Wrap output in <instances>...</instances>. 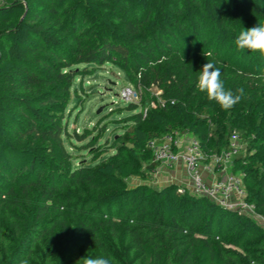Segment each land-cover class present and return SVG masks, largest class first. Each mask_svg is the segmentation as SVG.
Segmentation results:
<instances>
[{"label":"trees","instance_id":"obj_1","mask_svg":"<svg viewBox=\"0 0 264 264\" xmlns=\"http://www.w3.org/2000/svg\"><path fill=\"white\" fill-rule=\"evenodd\" d=\"M2 1L0 264H83L102 255L114 264H264V229L247 215L175 185L126 183L156 170L147 143L166 134L189 133L207 156L228 148L232 125L212 131L215 100L196 84L206 63L232 51L264 77V56L234 43L243 28L264 24V0ZM107 62L144 93L129 103L113 152L72 167L64 109L76 77L91 71L72 67ZM153 86L162 104L138 110ZM251 96L240 114L249 117L246 146L230 169L264 217V92Z\"/></svg>","mask_w":264,"mask_h":264},{"label":"rangeland","instance_id":"obj_2","mask_svg":"<svg viewBox=\"0 0 264 264\" xmlns=\"http://www.w3.org/2000/svg\"><path fill=\"white\" fill-rule=\"evenodd\" d=\"M25 13V5L22 3L17 9V17H22ZM2 33L3 28L0 22V34ZM238 59L239 52L232 51L226 56L222 55L219 57L217 64L213 63L223 72L224 77H221V80L224 83L225 90H230L231 83L236 82L238 88L242 87L244 89L245 94L237 105V110L235 107L232 110L225 111L215 101V115L213 121L210 123L211 129L215 134L232 125L231 129H229L231 130L229 143L233 141L236 145V154L243 151L246 146V140L243 136L246 127L242 123V120L246 119L247 121L249 117L242 116L240 118V114L246 108L245 102L248 103L251 100V94L256 93L258 97V95L264 92V77L254 73V67L248 68L246 66L248 65L247 59ZM84 66H86L87 70L91 71H88V74L76 77L64 109L67 132L71 138L66 140L63 136V142L66 150L71 154L70 162L72 167L78 166L80 163L95 164L113 152L112 143L118 135L123 133L126 126V123L123 121L124 118L133 112L129 110L130 104L120 96L121 90L129 86L137 90L139 97L133 102L134 104H139L144 93L143 88L135 87L128 81L124 71L110 62L104 63L102 66L79 64L73 66L72 69L77 68L79 70L84 68ZM15 81H17V75H10L7 78V82L9 83ZM148 93L151 98L148 100L149 103L145 106L138 105V110L144 112L149 107H156L157 104H161L162 100L159 98L160 90L153 86L148 89ZM201 94L206 95V93L202 92ZM261 128L264 131V120L261 122ZM75 133L79 135L85 133L87 134V138L77 141ZM189 135L187 132L176 134L179 148L184 149L190 137ZM91 140H93L94 145L88 147V142ZM92 150L95 151L91 152ZM200 164L202 169L203 167L205 169L208 162H205V159H200ZM177 167V165L156 167V170L148 174L146 179L133 176L129 177L126 183L128 186L144 184L152 189L162 188L167 185L182 187L183 184L188 182L187 174L185 173L183 163L179 166L181 169ZM230 167L231 162H228L224 172L221 174H231ZM173 172L179 175H174L172 174ZM209 173H211L210 178L208 180L205 178V182L211 184L215 179L214 174L217 173L210 171ZM211 175L213 179L209 181ZM221 177L222 175H219L216 178L220 179ZM250 217L259 226H263L264 221L260 217L251 215Z\"/></svg>","mask_w":264,"mask_h":264},{"label":"built area","instance_id":"obj_3","mask_svg":"<svg viewBox=\"0 0 264 264\" xmlns=\"http://www.w3.org/2000/svg\"><path fill=\"white\" fill-rule=\"evenodd\" d=\"M2 2L0 0V6ZM120 96L128 103L136 101L139 97L137 90L130 86L123 88ZM176 134L175 132L166 134L159 139L149 140L147 147L151 150L153 161L157 162L158 167H171L183 162L188 183L185 187H178V192L183 193L187 189L192 194L206 197L227 210L236 211L248 217L250 215L258 216L264 221V217L255 212L254 206L244 200L245 190L242 176L235 173L221 174L224 172L226 164L232 162V158L237 152L233 141L229 143L226 150L207 156L202 152L199 141L195 137H190L184 149L180 151ZM200 159L208 160V164L205 166L206 170L217 173L214 174L215 179L211 184L205 182ZM219 175L222 177L216 178ZM260 227L264 229V224Z\"/></svg>","mask_w":264,"mask_h":264},{"label":"clouds","instance_id":"obj_4","mask_svg":"<svg viewBox=\"0 0 264 264\" xmlns=\"http://www.w3.org/2000/svg\"><path fill=\"white\" fill-rule=\"evenodd\" d=\"M234 43L238 50L247 49L264 56V24L248 29L243 28ZM196 87L200 92L206 93L210 101L215 100L225 111L240 102L245 94L242 87L237 88L235 93L225 90L221 80V70L211 62L203 66ZM22 264H28V261L24 260ZM83 264H114V260L112 257L102 255L97 258H84Z\"/></svg>","mask_w":264,"mask_h":264},{"label":"crops","instance_id":"obj_5","mask_svg":"<svg viewBox=\"0 0 264 264\" xmlns=\"http://www.w3.org/2000/svg\"><path fill=\"white\" fill-rule=\"evenodd\" d=\"M189 136H190V137H193L192 135H189ZM190 137H189V138H190ZM187 141H188V140H187ZM186 143H187V142H186ZM179 150L182 151L183 149H182V148H179ZM205 162H206V161H205ZM182 163H183V162H180V163L177 164V166H178L177 168H178V169H181V167H179V166H181ZM182 167H183V166H182ZM175 169H176V168H175ZM174 173H175V172H173L172 174H174ZM210 174H211V173H209V171L206 170V169H204V167H203V169H202V175H203L204 179L206 178V179L208 180V178H210ZM174 175H177V176H178L179 174H174ZM214 176H215V175H214ZM174 177L176 178V176H174ZM212 179H213V176L211 175V179H210L209 181H211ZM187 183H188V182H186V183L183 184L182 186L185 187V186L187 185Z\"/></svg>","mask_w":264,"mask_h":264}]
</instances>
